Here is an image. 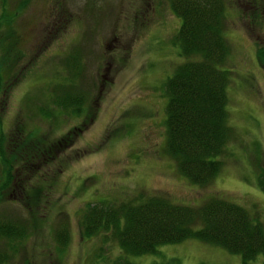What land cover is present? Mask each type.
Segmentation results:
<instances>
[{"label":"rangeland","instance_id":"1","mask_svg":"<svg viewBox=\"0 0 264 264\" xmlns=\"http://www.w3.org/2000/svg\"><path fill=\"white\" fill-rule=\"evenodd\" d=\"M1 1L0 14L13 18L0 23V59L6 60L0 141L6 153L15 141L21 149L7 183L0 161V215L32 223L24 249L2 264H112L121 250L104 231L83 234L84 206L139 191L187 205L214 193L264 212V189L256 179L264 165V63L256 54L264 49V0H224L230 51L223 64L232 70L226 108L234 134L219 156L220 171L207 184L187 180L165 152L164 78L183 59L172 38L180 17L168 0H5L4 10ZM13 33L20 48L15 55ZM73 54L81 67L75 81L84 87L78 113L73 106L58 108L51 95L53 83L75 78L69 74ZM21 130L37 131L42 139L24 143ZM34 191L39 201H26ZM57 227L68 230L66 245L55 240ZM159 246L158 253L127 257L134 264L172 256L179 264L241 259L195 236ZM263 259L259 253L249 262Z\"/></svg>","mask_w":264,"mask_h":264},{"label":"trees","instance_id":"2","mask_svg":"<svg viewBox=\"0 0 264 264\" xmlns=\"http://www.w3.org/2000/svg\"><path fill=\"white\" fill-rule=\"evenodd\" d=\"M168 3L174 14L180 17V24L172 38L183 59L164 78L163 90L167 96L165 152L174 158L177 172L187 180L207 184L220 171L222 160L219 156L234 134L226 108V85L230 82L232 70L223 64L230 51L224 33L225 4L224 0H168ZM1 5L4 10L5 0L1 1ZM0 15V23L9 19L12 21L13 15L7 14V11ZM10 36V46L15 55L20 50L15 46L19 40L14 33ZM256 54L264 63V49H259ZM79 58L78 54H73L68 60L75 65L69 71L70 76L75 78L65 83H53L51 92L55 106L60 109L73 106L76 113L82 108L80 102L84 96V87H79L75 81V75L81 69H77ZM3 61L6 60L1 58L0 71ZM21 131L23 134L18 139L24 143L29 139H42L37 131ZM14 143L9 147H13L11 151L6 153L3 141H0V161L5 164V181L11 175L12 159L17 158L21 149L17 141ZM256 179L259 187L264 189V165ZM40 196L34 191V197L26 201H39ZM29 202H26L29 212L33 213L32 203ZM255 207L253 204L247 210L244 205L214 193L197 205H187L172 202L161 192L139 191L128 199L88 202L81 215V229L86 236L100 231L111 235L121 250L112 264H134L127 255L158 253L162 243L179 242L192 236L226 247L227 251L240 254V264H250L249 261L257 254L264 255V212ZM30 225L32 223L17 214L0 215V264L11 260L16 250L24 249ZM55 230V240L60 245H66L68 230L65 227ZM179 262L172 256L167 261H153L152 264ZM197 264L211 263L203 261Z\"/></svg>","mask_w":264,"mask_h":264}]
</instances>
